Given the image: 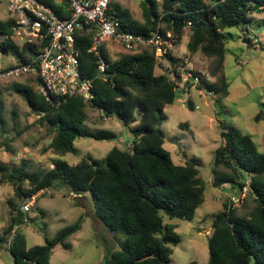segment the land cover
Instances as JSON below:
<instances>
[{
  "label": "trees",
  "instance_id": "1",
  "mask_svg": "<svg viewBox=\"0 0 264 264\" xmlns=\"http://www.w3.org/2000/svg\"><path fill=\"white\" fill-rule=\"evenodd\" d=\"M42 2L50 5L57 15L67 16L64 4L55 0ZM140 8L141 22L118 3L109 4L110 13L119 19L124 32L143 38L153 32L163 37L169 33L174 45L186 37L188 56L200 53L209 59V76L215 80L209 82L191 70L185 73L197 78L199 91L210 92L215 100L227 97L229 84L224 62L229 38L225 31L248 28L253 14L264 13V0H142ZM12 26L10 18L0 19L3 38L0 52L25 62L28 51L32 52L33 48L18 43ZM94 32L91 24L75 31L81 77L92 81L90 100L80 97L60 102L46 100L38 90L27 85H14L13 90L36 114V121L54 133L48 149L55 155L75 154L74 142L80 138L97 141L117 138L113 132H91L84 127L88 107L116 119L133 137L131 148L113 147L102 161L86 157L76 165L56 159L52 161L53 167L42 173L30 172L24 161L11 168L0 162V183L10 184L16 198L7 201L9 222L0 234V246L8 245L13 264H51L54 247L69 250L67 238L81 226L82 219H79L53 238H45L43 245L26 248L24 236L17 232L19 226L28 222L22 207L44 190H65L76 197L91 196L94 212L104 230L122 239L117 249L104 241V264H169L180 236L174 226L163 223L162 215L192 221L203 202L204 184L198 177V162L175 165L163 148L162 113L176 100V85L167 74L155 73L158 58L148 48L112 61L101 47L100 56L106 68L100 73L98 57L88 51ZM243 39L251 42L246 35ZM165 58L172 74L179 79L177 68L184 67L182 60L174 58L171 51ZM187 83L192 84L190 76ZM188 108H194L190 99ZM254 121L264 122V109L259 110ZM179 127L188 128V124H179ZM218 127L221 145L215 152L213 186L223 189L226 184L234 191L233 185L239 184L241 192L247 188V195L252 197L255 206L247 216H241L229 200L222 211L211 215L209 257L205 264H264V154L234 125L218 120ZM2 143L0 149L4 147ZM217 166L226 171H218Z\"/></svg>",
  "mask_w": 264,
  "mask_h": 264
},
{
  "label": "rangeland",
  "instance_id": "2",
  "mask_svg": "<svg viewBox=\"0 0 264 264\" xmlns=\"http://www.w3.org/2000/svg\"><path fill=\"white\" fill-rule=\"evenodd\" d=\"M112 2L126 9L133 19L142 21V0ZM6 4L7 0H0V19L7 18ZM240 29L225 31L229 40L226 45L224 72L229 84V94L223 99L215 100V96H209L206 91H199L195 85H188V80L185 81L188 77L185 70H191L213 82L215 79L210 77L208 72L209 59L200 53L190 58L186 37L171 49V54L174 58L182 60L184 67L177 68L180 77L176 79L170 64L168 65L167 75L178 91L174 103L166 106L162 113L160 129L165 134L163 148L170 153L175 165H184L193 160L198 162V177L204 184V192L203 202L196 209L192 221L162 215L163 223L174 226V231L180 236V242L173 248L169 264L207 263V242L211 234L210 217L222 211L224 203L232 201L235 197V190L232 191L228 185H223V189L213 186L215 152L221 145L218 120H225L242 134L249 136L258 151L264 154V122L254 121L259 110L264 109V13L253 14L252 24L244 31ZM244 35L251 40L250 43L243 39ZM2 40L0 36V42ZM105 45L112 61L128 53L110 41ZM166 61L168 62L167 59ZM15 63L16 60L11 55L0 52V67ZM155 73L163 72L156 67ZM14 85H27L35 91L38 90L32 76L0 82V143L4 144L0 149V162L10 168L18 167L24 161L30 172L42 173L52 168V161L56 159L64 160L70 165H76L86 157L102 161L113 147L124 150L133 142V137L116 119L107 118L100 110L88 107L84 127L91 132L110 131L115 133L117 138L111 141L80 138L74 142L75 154L55 155L48 149L54 133L49 131L46 125L36 121V114L32 113L25 100L14 92ZM189 99L193 110L188 108ZM179 124H188V128L179 127ZM216 169L226 171L222 166H217ZM246 182L248 183L247 180ZM240 197L241 201L234 203V208L238 215L247 216L255 204L252 197L247 195V188L242 190L238 198ZM8 200H16L13 188L10 184L0 183V234L9 222ZM24 212L28 222L19 226L17 232L24 236L26 248L43 245L45 238H53L61 229L82 219L79 230L67 238L66 243L70 249L54 247L50 256L51 264H104V241L113 249H117L122 240L104 230L94 212L89 194L76 197L65 190H44L31 200V205ZM0 264H13L8 245L0 246Z\"/></svg>",
  "mask_w": 264,
  "mask_h": 264
},
{
  "label": "built area",
  "instance_id": "3",
  "mask_svg": "<svg viewBox=\"0 0 264 264\" xmlns=\"http://www.w3.org/2000/svg\"><path fill=\"white\" fill-rule=\"evenodd\" d=\"M111 2L112 0H55V3L64 4L67 12V16H59L42 0H7L6 12L7 17L13 21L14 37L19 44L30 46L33 51H28L25 62L16 61L14 65L0 67V82L32 76L37 79L38 92L46 100L60 102L72 97L90 100L92 81L82 79L75 49V31L88 24L95 27L88 51L98 57L97 68L100 73L106 68L100 49L105 48V43L110 41L128 53L149 48L158 58L157 67L162 70V74H167L169 63L165 56L174 47L172 36L167 33L163 37L158 32H153L150 37L143 38L124 32L119 19L114 13H110ZM189 76L192 85L196 87L198 80L195 76L188 75L185 81ZM175 89L178 91L177 86ZM207 95L213 96L210 92ZM127 148L130 149L131 145H127ZM241 199L234 197L232 201L238 204ZM31 200L26 201L23 210L29 208Z\"/></svg>",
  "mask_w": 264,
  "mask_h": 264
},
{
  "label": "water",
  "instance_id": "4",
  "mask_svg": "<svg viewBox=\"0 0 264 264\" xmlns=\"http://www.w3.org/2000/svg\"><path fill=\"white\" fill-rule=\"evenodd\" d=\"M257 102L259 103V100ZM259 106H260V104H259ZM233 186L235 188V197H239L240 194H241V187H240V185L239 184H234Z\"/></svg>",
  "mask_w": 264,
  "mask_h": 264
},
{
  "label": "crops",
  "instance_id": "5",
  "mask_svg": "<svg viewBox=\"0 0 264 264\" xmlns=\"http://www.w3.org/2000/svg\"><path fill=\"white\" fill-rule=\"evenodd\" d=\"M37 83V82H36ZM37 86V85H36Z\"/></svg>",
  "mask_w": 264,
  "mask_h": 264
}]
</instances>
